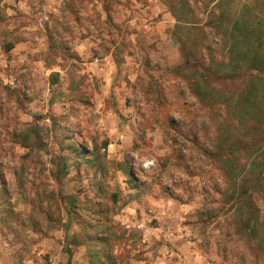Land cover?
<instances>
[{"label": "clouds", "instance_id": "1", "mask_svg": "<svg viewBox=\"0 0 264 264\" xmlns=\"http://www.w3.org/2000/svg\"><path fill=\"white\" fill-rule=\"evenodd\" d=\"M0 264H264V0H0Z\"/></svg>", "mask_w": 264, "mask_h": 264}]
</instances>
